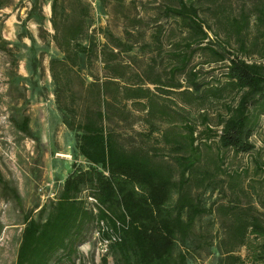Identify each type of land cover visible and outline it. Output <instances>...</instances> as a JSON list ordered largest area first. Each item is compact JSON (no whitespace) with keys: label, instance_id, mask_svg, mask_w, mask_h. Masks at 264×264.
<instances>
[{"label":"trees","instance_id":"16d2710c","mask_svg":"<svg viewBox=\"0 0 264 264\" xmlns=\"http://www.w3.org/2000/svg\"><path fill=\"white\" fill-rule=\"evenodd\" d=\"M47 1L31 0L32 7L27 15L31 20L34 13H38L39 36L43 41L46 40L43 7ZM59 1L53 0L51 4V23L55 30L51 37L64 58L51 61L53 73L57 63H70L78 68L80 56L92 60L98 53L93 38H88L89 45L83 42L90 31L88 6L77 0L74 14L61 20ZM116 1L120 5L125 3V0ZM207 1L210 5L205 7L191 0H166L161 6L162 16L178 19L188 34L167 55L172 64L166 72L167 80L162 74L149 79L151 84L168 88L161 89L166 94L175 92L171 91L173 89L179 90L177 94L189 104L204 101L210 95L222 98L226 91L234 92L235 100L226 104V114L220 115L217 127H211L204 115V129L200 130L197 123L171 111L168 103H159L152 89L144 84L129 86L122 93L119 81L124 79L125 67L117 64L119 66L113 69L110 62L117 61L122 52H130L133 46L111 32L106 33L109 44L117 51H111L108 44L100 53L105 66L114 72L100 84H92L88 90L89 102L80 118L74 103L66 111L69 114L64 122L74 133L76 142L73 169L55 198L24 214L16 264H75L80 257V246L88 241L89 233L95 231L100 241H108L102 264H109V257L114 264H190L189 244L202 235L197 232V223L215 213L214 205L204 204L199 190L211 184L220 173L234 177L223 169L226 154L251 153L255 149L252 136L264 116V64L234 55L223 46L222 50L211 46L209 30L212 26L201 15L205 9L220 26L225 22L229 24V34L240 41L241 53L245 56L250 54L246 38L255 17L258 36L253 47L261 44L264 52V0H257L249 10L244 5L237 17L227 15L228 0ZM5 6L7 1L0 0V10ZM164 32L160 25L154 33L159 51L163 50ZM126 33L129 35L127 30ZM199 51H209L212 62L228 60L225 84L205 87L206 84L199 81L198 73L193 68L188 70L193 56ZM184 73H187V87L176 80L178 74ZM121 93L128 101L147 99L145 107L149 118L159 116L167 121L169 127L162 136L168 145H172L171 161L165 160L166 156L158 148L123 139L115 128L107 126L110 113L128 120L129 113L118 107ZM108 94L110 100L106 99ZM179 119L184 122L182 127L175 126ZM30 121L26 114L20 121L15 120V125L30 136ZM148 122L151 124L148 135L151 136L156 128L154 122ZM212 140L218 145L217 155L207 158L201 145L211 150L208 142ZM255 163L258 171H262L263 164L257 160ZM235 176L241 178V173ZM230 184V188L235 185ZM0 188L20 200L18 190L10 187L1 169ZM218 211L226 217L223 221L225 238L219 246L223 263L243 264L245 260L237 252L247 247L248 239L253 235L260 243L254 257L249 259L252 263L264 264V215L254 214L252 207L239 208L237 205H221Z\"/></svg>","mask_w":264,"mask_h":264},{"label":"rangeland","instance_id":"374dc122","mask_svg":"<svg viewBox=\"0 0 264 264\" xmlns=\"http://www.w3.org/2000/svg\"><path fill=\"white\" fill-rule=\"evenodd\" d=\"M6 1L7 6L0 10V169L10 187L18 190L20 200L17 201L10 191L5 192L0 188V264H16L24 214L55 198L73 169L72 164L77 154L76 142L74 133L64 122L65 116L69 114L66 111L74 103L80 118L89 102L88 90L92 84L97 85L107 79L114 72L113 69L119 66L117 64L125 67L124 79L119 81L122 93L129 86L144 84L152 89L159 103H168L171 111L177 112L191 123H197L200 130L204 129V115L208 117L209 125L216 128L220 115L226 114V104L232 103L236 95L226 91L222 98L210 95L204 101L197 100L194 104H189L183 96L177 94L179 90L173 89L171 91L175 92L166 94L161 89L168 88L150 83L149 77L158 74H162L163 79L167 80L166 72L172 65L167 55L188 34L179 25L178 19L162 16L161 6L166 0H125L122 5L116 0H82L90 10V31L83 42L89 45L88 38H93L98 45L97 56L92 60L85 55L80 56L78 68L70 63H57L54 73L50 68L51 61L63 59L64 55L51 37L55 32L51 23L53 0H48L43 7L46 16L45 41L39 36L38 13H34L31 20L27 19L32 7L31 0ZM76 1H59L61 20L74 14ZM191 1L204 7L210 5L207 0ZM256 3L257 0H228L227 15L237 17L244 5L249 10ZM201 15L212 26L209 30L211 46L218 50H222L223 46L234 55L264 64L261 44L253 47L258 36L255 17L246 38L250 54L245 56L241 53L240 41L235 35L229 34V24L225 22L220 26L212 13L205 9L201 11ZM136 19L140 22L134 23ZM160 25L165 30L162 51L157 48L154 37ZM108 32L133 46L130 52H120L118 60L110 62L113 67L111 70L105 66L100 53L109 44L106 38ZM109 49L114 53L117 51L112 45ZM211 59L209 51H199L193 56L188 70L193 68L198 73L199 81L206 84L205 87L225 84L224 72L228 60L216 63ZM176 80L184 87L189 85L187 73L178 74ZM122 93L118 107L129 113L128 120L110 113L107 126L115 128L123 139L158 148L166 156L164 159L171 161L172 145H168L162 136L169 127L167 121L159 116L149 118L145 107L147 99L128 101L123 99ZM106 99H111L110 94L106 95ZM26 114L31 118L30 136L15 125V120L20 121ZM148 121L154 122L153 127L156 128L151 136L148 135L151 129ZM183 123L179 119L175 126L182 127ZM251 140L255 144L251 153L239 156L232 152L226 154L223 169L229 175H234L233 178L220 173L211 184L199 190L204 204L208 207L214 205L215 213L197 223V232L202 235L195 237L189 244L192 253L190 264H224L219 246L225 238L223 221L226 217L218 211L219 206L252 207L254 214L264 215V116L260 118ZM208 143L212 149L208 150L202 144V151L207 158H215L218 151L216 140ZM256 160L263 164L262 171H258ZM209 166L213 167L212 164ZM246 170L248 172L245 173ZM236 173H241V178H236ZM230 182L235 183L233 188H230ZM259 243V239L250 235L247 247L237 252L245 260L243 264H255L249 257H254ZM79 251L80 257L75 264H102V256L106 254L102 252L97 231L89 233L88 241L80 246ZM109 264H114L111 257Z\"/></svg>","mask_w":264,"mask_h":264},{"label":"built area","instance_id":"2783aa9c","mask_svg":"<svg viewBox=\"0 0 264 264\" xmlns=\"http://www.w3.org/2000/svg\"><path fill=\"white\" fill-rule=\"evenodd\" d=\"M91 201H94L93 198H90ZM100 245L102 246V252L106 253L108 250V241L107 240H101Z\"/></svg>","mask_w":264,"mask_h":264}]
</instances>
